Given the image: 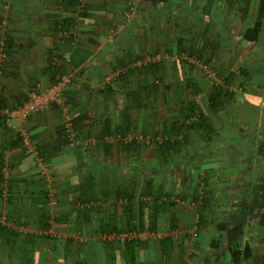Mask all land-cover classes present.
<instances>
[{
	"label": "crops",
	"instance_id": "obj_1",
	"mask_svg": "<svg viewBox=\"0 0 264 264\" xmlns=\"http://www.w3.org/2000/svg\"><path fill=\"white\" fill-rule=\"evenodd\" d=\"M78 1L85 4L82 16L62 6L61 0H0V39L6 37L8 42L0 75V105L21 104L30 90L51 84L56 72L69 80L63 90L68 114H85L71 145L57 136L64 113L59 107L34 113L23 123L11 120L15 127L22 125L29 131L38 158L19 143L11 147L18 134L0 124V225L20 220L26 229L23 238L0 234V264L7 258L10 264H230L231 240L217 229L223 224L238 226L242 232L236 241L239 245L234 246L240 251L245 245L250 248V256L239 264H263L264 228L258 222L264 207V104L259 103L255 116L263 135L253 137L248 153L247 147L239 149L242 142L227 139L236 147V156L226 162L220 117L203 126L212 133L202 144L183 135L175 138L180 140L179 148L163 154L158 148L161 139L155 140L161 125L159 102H148L150 96L161 99L159 88L148 94L143 88L129 100L112 85L122 72L114 71L122 63V55L114 54L120 43L110 38L112 28L107 25L122 17L121 10L111 8L115 3L122 7V1ZM173 1L177 0H138L143 5L139 16L159 18L161 9L168 7L176 11ZM208 11L204 8L201 15L205 19L202 37L196 27L187 28L190 38H177L175 49L183 42L188 49L206 46L212 50L221 45L223 39L215 36L223 28V20L216 22ZM64 17L76 19L66 34L57 25ZM160 30L147 25L139 35L143 41L158 40ZM119 33L115 41L123 44L126 32ZM138 49L144 52L141 44ZM174 94H169L170 106L175 104ZM208 115L209 120L212 115ZM128 123L136 131H147V139L127 144L101 137L102 127L111 131ZM166 127L170 129V124L161 128ZM90 135L96 137L86 138ZM197 194L202 195L193 197ZM155 196L158 203L171 204L156 213L155 229L149 230L146 223ZM201 200L207 205L202 206ZM138 211L144 224L139 232L148 233L146 238L129 248L102 239V234L125 231L133 215L136 224ZM49 213L43 225L41 216ZM7 216L10 220L4 224L2 219ZM42 225L47 228L41 229ZM40 230L43 235L38 238Z\"/></svg>",
	"mask_w": 264,
	"mask_h": 264
},
{
	"label": "rangeland",
	"instance_id": "obj_2",
	"mask_svg": "<svg viewBox=\"0 0 264 264\" xmlns=\"http://www.w3.org/2000/svg\"><path fill=\"white\" fill-rule=\"evenodd\" d=\"M121 1L122 7L121 4L115 3L112 4L111 8L113 10H121L119 13L122 17L109 20V24L111 23V25L108 24L107 26L112 28L110 38H112L115 44L120 43L119 47H115L114 54L116 53L119 57L122 55V58H120L122 63L114 67V71L121 70L122 74H124L122 77H125V79L123 80L121 76L116 77L112 85L115 90L121 91L126 99L129 97V100L136 98L138 91H141L143 88H145L147 94L152 92L153 88H159L162 93L161 99L157 100L152 98V96L148 97L149 105H152L153 102L156 105V101H158L160 107V113L157 116L161 125L158 126L156 131L157 135H159L158 138H155L156 142L160 139L162 140L163 135H171L172 139L180 138L184 135L202 144L205 142L203 139L212 133L204 131L203 126L209 121L218 122V118L222 117L224 125L223 155L226 156V162L233 160L236 156V147H231L229 145L231 142L227 139L233 138L242 142L244 149L241 146L239 149L244 151L247 147L248 153V150L251 149L250 143L253 137L257 138V135H261V137L263 135L259 131V127H257L255 116L259 111V103L264 104V17L262 19V35L257 43H245L241 40L240 36L243 29L255 20L258 0H210V4H207V0H177L173 1L174 6H177V10L174 11L173 8L171 10L169 7L162 10V8L160 12H163V16L159 18L140 17L139 14L143 12L140 11V7L143 8V5L138 0ZM114 5L115 8H113ZM67 7H69L68 9L73 8L72 11L79 12V14L85 10L84 2H80L74 7ZM116 7L119 8L117 9ZM204 8H208L209 15L213 18L216 17V22L223 20V28L220 26V29H222L215 36V38L223 39V42L212 50L206 46L196 49L199 51H195L194 55L188 56L187 53L190 49L184 47L185 42H183V45H177V49H175L176 45H173V43L177 38L184 41L188 37L190 38L191 33L190 35L187 33V28L193 29L196 27L199 29L198 35L202 37L201 29L204 23L202 20L205 19H201V15H203L202 11ZM173 14L176 18L172 17ZM147 25L161 29L162 34H159L158 40L154 38H152L154 42L149 39L142 40L143 38L139 35V30L147 27ZM123 31L126 33L122 37L126 39L122 44V41L117 42L115 40L120 38L117 33L121 32L119 33L121 35ZM147 38H151V36H147ZM140 44L144 47V52L138 49ZM121 46L124 48L123 50ZM116 48H118L117 52ZM7 56L6 53V59ZM135 68L141 70L136 72ZM132 70H135V72H131ZM138 76L142 77V80ZM129 77L130 82H127ZM117 80L123 81L120 83ZM154 81H157V83ZM213 88H218L223 92L219 110H217V112H220H216L217 114L210 111L203 103V99L207 97V94ZM185 91H190L193 95L187 96ZM30 92L34 91L30 90ZM169 94L176 96L174 97L175 104L172 106H170L171 98L169 99ZM202 94L205 95L202 97ZM171 96L173 97V95ZM186 98L191 101L187 102ZM192 102L200 107L207 121L200 127L191 130L188 126L190 123L197 121V111H195V115L185 119L183 110L186 104ZM208 114L212 115L211 120H208ZM134 117L137 118V116ZM175 120L179 121V123L182 122L181 124H184L185 127L175 129V131L167 130L163 132L164 129L161 127L164 126V123L168 126ZM132 127L131 125V129L127 133L132 138L139 135L143 137L147 135V131L142 132L137 130V132V128L133 129ZM261 129H264V126ZM95 137L94 135H90L86 138L91 139ZM110 137L113 138L112 136ZM197 158H200V156L197 155ZM226 162L224 165H226ZM199 195L202 194L193 195V197L196 196L198 198ZM13 225L14 227L22 226L24 232H19V237H26L24 235L26 229L22 224L17 223ZM42 235V231L41 234H37L38 238ZM36 241L41 243L43 240ZM4 246L5 244L2 247ZM5 249L8 250V247ZM3 260H5L3 264H10L8 258Z\"/></svg>",
	"mask_w": 264,
	"mask_h": 264
},
{
	"label": "trees",
	"instance_id": "obj_3",
	"mask_svg": "<svg viewBox=\"0 0 264 264\" xmlns=\"http://www.w3.org/2000/svg\"><path fill=\"white\" fill-rule=\"evenodd\" d=\"M151 1H153V3H155V0H151ZM79 3L80 2L78 0H61L62 6L65 5V6L74 7V6H77ZM83 14H84V11L80 13V16H82ZM263 17H264V0H258V9H257L256 18L250 26H247L243 29V32L241 33L242 41L249 43V44H255L258 42L259 37H260L261 32H262V19H263ZM75 21H76V19H74L73 17H64V18H61L60 22H58L57 25L59 24V29L62 31V33L66 34V32L69 30L68 28L73 26ZM69 34H71V33L69 32ZM69 37H71V36H69ZM4 42H5L4 43L5 52L8 53V42L6 39L4 40ZM195 51H199V50H196V48L195 49L191 48L190 51L187 53L188 56L194 55ZM70 61L72 62V60H70ZM143 69H145V68H143ZM135 70H136V72H138L141 69L135 68ZM135 70H132L131 72L134 73ZM241 71H243V70L241 69ZM120 73H121L120 76L122 78V76H124V74H122V72H120ZM55 75H56V72L55 73L53 72V74L51 76L52 82L54 81L53 77H55ZM221 96H223V92L221 90H219L218 88H213L212 91L209 94H207V97L205 99H203V103L206 107L209 108L210 111H213L216 113L217 110H219V105H220V101H221L220 99L222 98ZM27 98H28V95H27ZM27 98H24V101H26ZM21 104H19V105H21ZM19 105H17V106H19ZM13 107H16V106H12L11 108H13ZM183 111H184L183 114H184L185 119L192 117V115H195V111H197V116H198L197 118L198 119H197V121L189 124V126H188L189 129L190 128L194 129L196 127H200L202 124L206 123V121H207L205 114H203V111L200 109V107L198 105H195L193 102L186 104V107L184 108ZM84 118H85V114L78 112V116L73 119L72 123H73V129L75 132H77L78 129L81 128L80 124L84 120ZM2 119L3 118L0 117V120H1L0 124H2V126L7 129V127L4 123V119L3 120ZM181 123H179V121L175 120V121L170 123V129L165 128V130L163 132H165L167 130L175 131V129H177V128L185 127L184 124H181ZM132 128L135 129V126ZM130 129H131L130 123L125 125V127H122V126L117 127V128L115 127L114 129H111V131H108V129H104L102 127L103 131H101L102 132L101 137H106V138H108L110 136L114 137L116 135V133L117 134L119 133L120 136L124 137L130 131ZM16 134H18V133H16ZM16 136L17 137H16L15 144L11 147L16 146L18 143L21 144L19 136L18 135H16ZM57 136L65 144H69V141L67 139V135L65 134V132L63 131V129L60 125L58 128ZM170 136L163 135V139L161 140L160 143H158V145H159L158 148L160 149V151L163 154H165L169 150H174V149L180 147V142H179L180 140L174 139V138L172 139V136L171 137ZM164 137H165V139H164ZM158 198L159 197L155 196L154 198H152V201H151V205L154 207H152L150 209L151 214H150V216H148L147 223H146L147 228L149 230L155 229L154 228V219L156 217V213H158L160 211L161 212L165 211L167 206H170V204H171L170 201H161L160 203H158L157 202ZM205 203H206V200H201L200 204H202V206H203V204H205ZM206 205L207 204H205L204 206H206ZM49 217H50V213L48 215L45 214V215L41 216V218H42L41 222L43 223V225L47 224L46 219ZM9 218L10 217L7 216V219H5V220L7 221ZM199 218H200V215H199ZM133 220H134V215L131 218V222L127 225V228L125 231L136 230L137 232H139L140 230H142L144 228V224L142 223L141 211H138V216L136 218V224H134ZM19 223L22 224V222L20 220L18 221V224ZM11 224H15V221L11 222ZM258 224L260 227L264 228V207L262 209ZM43 225H42L41 229H46L47 226L45 227ZM217 229L223 230L227 234L229 240H231L232 245H230V247H229L230 264H239L241 259L245 260L250 256L251 252H250V248L248 245L243 246L242 251L239 250V247L234 246L237 243L236 242L237 238H239V236L242 234V232L239 230L238 226H234V227L229 228L226 224H223L221 226L218 225ZM0 234L3 236L6 235V236L13 237L14 239L19 236V232H17L14 229V227L5 226V225H0ZM137 244H138V241L133 240V241L125 242L124 246L129 248V247L137 245ZM237 244L239 245V243H237ZM7 245H8V243H7ZM7 245H6V247H8ZM39 263H40V260H39Z\"/></svg>",
	"mask_w": 264,
	"mask_h": 264
},
{
	"label": "built area",
	"instance_id": "obj_4",
	"mask_svg": "<svg viewBox=\"0 0 264 264\" xmlns=\"http://www.w3.org/2000/svg\"><path fill=\"white\" fill-rule=\"evenodd\" d=\"M4 43V38L0 39V74L2 65L6 60ZM54 63L55 61L53 60L52 64ZM67 83H69L68 78L61 76V74H56L54 82H52L42 90L30 92L28 94L27 100L24 101L21 105L13 108L0 105V116L4 119L6 127L15 130L18 133L22 149H24L27 153L32 154L34 157L38 158V151L37 148L34 147L31 143L29 131L22 125H20V127H15L11 123V120L16 119L18 120V122L23 123L30 115L34 113L46 112L51 106L59 107L60 110L64 111L60 126L67 135L69 144H73L76 139V133L73 129L72 122L73 119L78 116V112H74L70 115L66 110V102L63 98V90L66 87ZM108 139L121 140L124 143H128L132 139L141 140L147 138L143 137L142 135L132 138L128 134L124 137L120 136L119 134H116L113 138L109 137ZM2 220V222L5 224V219ZM9 226L14 227L13 224H9ZM14 229H16L18 232H24L22 226H15ZM148 235V233L137 231H123L118 234H102L101 237L103 240L116 241L120 245H124L125 242L141 240L143 237L146 238Z\"/></svg>",
	"mask_w": 264,
	"mask_h": 264
}]
</instances>
